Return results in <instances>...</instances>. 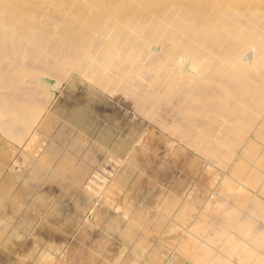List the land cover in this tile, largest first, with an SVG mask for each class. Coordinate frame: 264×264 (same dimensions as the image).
Returning a JSON list of instances; mask_svg holds the SVG:
<instances>
[{"label":"rangeland","instance_id":"1","mask_svg":"<svg viewBox=\"0 0 264 264\" xmlns=\"http://www.w3.org/2000/svg\"><path fill=\"white\" fill-rule=\"evenodd\" d=\"M217 13L212 5L210 15ZM202 15L194 13L193 19ZM261 39L259 31L256 47ZM33 57L29 52L26 66L13 72L11 60L0 61V124L28 122V131L13 139L0 129V264H200L193 253L198 246L206 252V243L221 252L213 251L215 259L219 255L214 264H243L248 253L241 236L229 239L220 226L227 211L236 219L240 214L219 207L222 179L202 157L205 145L193 154L194 147L139 116L122 94L124 83L101 93L88 73L64 82L48 111L46 104L26 98ZM246 61L240 63L243 72L257 69ZM262 75L264 68L257 69L241 93ZM166 102L159 98L161 111ZM212 162L222 167L233 160ZM213 192L220 197L210 203ZM208 205L212 218L202 215ZM249 205L244 219L251 220Z\"/></svg>","mask_w":264,"mask_h":264},{"label":"bare ground","instance_id":"2","mask_svg":"<svg viewBox=\"0 0 264 264\" xmlns=\"http://www.w3.org/2000/svg\"><path fill=\"white\" fill-rule=\"evenodd\" d=\"M212 5L218 6L216 15H210ZM200 11L203 17L193 19ZM259 31L264 32V0H0V61L11 60L13 72L26 66L29 52L34 56L35 73L24 82L30 86L26 98L49 111L64 82L88 73L101 93L124 83L122 94L139 116L179 144L194 147L193 154L205 145L198 149L222 179L219 207L240 214L236 219L227 211L220 226L229 239L241 236L248 253L243 250V264H264V233L252 237L264 232V75L241 93L246 82H253L252 74L264 68V39L254 45ZM245 59L257 69L243 72ZM159 98L167 101L162 111ZM27 123L9 121L0 129L13 139L28 131ZM223 157L233 162L222 167L212 162ZM219 197L213 192L209 202ZM249 204L251 220L244 219ZM209 209L203 217H213ZM192 232L187 234L196 238ZM206 245V252L198 246L193 254L200 264L217 263L219 248Z\"/></svg>","mask_w":264,"mask_h":264}]
</instances>
